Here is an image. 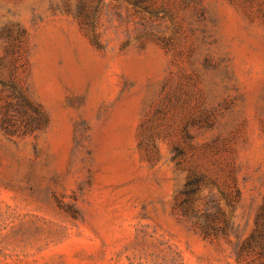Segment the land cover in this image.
<instances>
[{"label":"rangeland","instance_id":"obj_1","mask_svg":"<svg viewBox=\"0 0 264 264\" xmlns=\"http://www.w3.org/2000/svg\"><path fill=\"white\" fill-rule=\"evenodd\" d=\"M12 23L0 105L15 80L47 122L0 131V264H264L233 252L264 200V0H0ZM193 167L227 237L173 209Z\"/></svg>","mask_w":264,"mask_h":264},{"label":"trees","instance_id":"obj_2","mask_svg":"<svg viewBox=\"0 0 264 264\" xmlns=\"http://www.w3.org/2000/svg\"><path fill=\"white\" fill-rule=\"evenodd\" d=\"M0 35L4 43L0 64L5 61L14 70L24 68L25 30L18 23H12L4 26ZM92 39L96 42V36ZM8 85L10 91L0 105V131L14 137L43 129L47 122L44 111L28 99L15 80L9 81ZM182 154L179 151L174 157ZM176 164H181V160H177ZM210 184H216V181L206 171L197 167L187 169L185 181L175 196L173 209L179 216L190 218L204 237H227L231 229L227 211L214 194H201L203 188ZM220 194L226 205L232 207L233 199L223 191ZM233 252L237 259L254 256L264 263V200L256 213L253 229L245 238L236 240Z\"/></svg>","mask_w":264,"mask_h":264}]
</instances>
